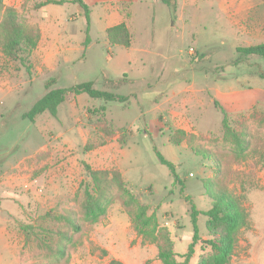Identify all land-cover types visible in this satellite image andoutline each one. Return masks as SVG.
I'll return each instance as SVG.
<instances>
[{"label":"rangeland","instance_id":"obj_1","mask_svg":"<svg viewBox=\"0 0 264 264\" xmlns=\"http://www.w3.org/2000/svg\"><path fill=\"white\" fill-rule=\"evenodd\" d=\"M40 1L21 0L11 6L35 24L31 12ZM174 1V7L162 0L134 1L131 49L109 46L95 22L89 24L85 60L75 65L78 80L94 81V88L102 90L100 69L124 64L123 74L133 79L116 90L127 96L124 101L69 93L56 116L45 111L33 121L22 118L53 74L34 76L29 89L23 64L1 52L0 83L17 86L0 92V178L19 161L27 167L22 171L26 178L12 189L13 199L2 195L9 188L0 186V222L8 221L11 213L17 215L11 234L18 247L16 258L13 248L0 242V264H108L111 259L162 264L157 244L137 233L134 210L145 206L154 234L166 233L173 251L182 254L193 235L185 196L196 209L208 210L206 180L224 182L249 213V224L240 230L228 264H264V56L236 50L264 42V2ZM4 3L10 5L9 0ZM51 9L72 35L85 36L82 20L67 21L71 4ZM55 86L73 85L63 78ZM214 101L234 128L252 135L251 150L242 161L231 158L230 143L223 139V114ZM87 145L96 146L85 149ZM156 152L175 165L182 184ZM213 158L219 159L223 172H217ZM85 165L117 170L126 188L122 192L111 185L112 201L95 223L86 222L80 208L88 179ZM67 212L79 231L47 216ZM207 219L202 213L197 216L202 240L209 238ZM62 231L70 241L60 238ZM61 246L63 254L58 252ZM208 252L198 242L189 264Z\"/></svg>","mask_w":264,"mask_h":264},{"label":"trees","instance_id":"obj_2","mask_svg":"<svg viewBox=\"0 0 264 264\" xmlns=\"http://www.w3.org/2000/svg\"><path fill=\"white\" fill-rule=\"evenodd\" d=\"M165 4L172 7L175 6V1L162 0ZM264 2V0H262ZM62 0H43L35 5V8L48 3L61 4ZM77 3L84 11L86 19V38L84 44L89 42V7L83 0H71ZM120 10L123 14V21L115 26L109 27L106 30V37L111 45H120L128 47L131 44L132 33L127 26V21L131 18L129 5L126 3L120 4ZM40 38L39 27L35 24H29L19 14V11L11 6L6 5L4 0H0V51L9 59H18L23 64L27 73H30L32 67L30 55L33 49L37 46ZM236 50L240 55H260L264 56V42L238 46ZM102 90L94 88V82L86 81L75 84L69 88L53 87L56 83L55 79H50L45 83L46 91L38 98L27 112L22 114V118H28L33 121L35 117L42 112H49L52 116L57 115L58 106L65 101L67 94L87 93L92 98H99L105 101L118 100L124 101L127 96L118 94L117 89L125 84L132 83L126 75L121 78H111L107 73H101ZM215 106L222 111V132L223 139L230 143L231 158L237 162L246 158L251 150V137L246 129L234 128L227 117L224 109L217 101H214ZM100 110H104L102 105ZM111 132H108L110 134ZM85 146V149L95 147ZM249 150V151H248ZM204 155H207L203 151ZM202 154V151L200 152ZM160 163L168 167L170 174L175 181L182 184L176 174L175 165L164 158V156L156 152ZM212 158V157H211ZM216 164L218 173L223 172L220 167L218 158H213ZM87 170V181L84 182L83 197L80 204L83 219L88 223L97 222L105 215L109 204L112 201L110 187L112 184L118 186L122 192H126V188L121 178V174L117 170L108 169H91L85 165ZM211 198V206L206 211H200L191 203L189 196H185V200L190 203V215L193 223V235L186 252L182 254L173 251V245L170 237L166 233L154 234V225L151 223L152 217L146 215L147 208L143 205H138L133 212L132 221L139 235H142L149 242L157 244V258L162 264H189V261L194 253V247L198 242H201L205 247L209 248V252L202 256L196 264H228L231 256L234 253L238 242V235L242 228L249 224V213L243 206L241 200L226 186L224 182L215 180H206L204 183ZM207 216L206 227L208 229V239L202 240L199 236L197 225V216L199 214ZM47 216L53 219L62 221L72 231L80 230V225L75 221L74 217L69 212L64 214L52 215L47 213ZM27 227H25L26 229ZM60 238L66 242L70 241V236L67 232L62 231L59 234ZM59 254H63V246L58 249ZM180 257L182 259H178ZM108 264H123L121 261L111 259Z\"/></svg>","mask_w":264,"mask_h":264},{"label":"crops","instance_id":"obj_3","mask_svg":"<svg viewBox=\"0 0 264 264\" xmlns=\"http://www.w3.org/2000/svg\"><path fill=\"white\" fill-rule=\"evenodd\" d=\"M21 0H9L10 5L16 6L20 3ZM61 4L48 3L43 6H40L36 9H33L31 12L32 18L31 22L35 23L40 30V38L37 46L33 49L30 55V61L32 67L30 69V73H27L29 77L27 81V85H29V89L32 87L33 77L39 75H47L53 74L52 77L48 78L44 81L45 83L50 79H55L56 83L60 82L61 79H69V83L75 84L81 83L78 80V75L75 71V65L77 63H83L85 60V53L89 44L91 42V38L89 36V42L84 44L85 36L81 33V36H74L70 32V28L65 25H60V16L57 12L53 11L51 8L53 6H63L64 4H71L72 10L68 14L67 21L72 20L74 24H76L79 20H82L84 24H86V19L84 16L83 9L77 4L71 2V0H62ZM89 7V17L90 22L94 21L96 28L102 33L103 38H105L107 44L109 46H120V45H111L109 44L106 37V30L109 27L115 26L121 23L124 19L123 14L120 10V4L126 3L129 5V10L131 11V18L127 21V26L130 28L131 19L133 17V9L132 5L135 0H83ZM154 2V0H152ZM90 24V23H89ZM90 29V26H89ZM86 30V28H85ZM131 30V28H130ZM81 31V30H80ZM132 33V30H131ZM89 35V31H88ZM134 38L132 33L131 44L128 47H123L126 49H131ZM151 44V42L149 43ZM111 52L110 54H112ZM1 55V51H0ZM126 56L129 57V53H126ZM124 64L119 67L118 65H111L108 69H100V79L101 73H107L111 78H121L125 71ZM68 72V73H67ZM122 73V75L120 74ZM68 74V75H67ZM68 76V78H67ZM91 81V80H89ZM8 83L7 81H5ZM86 82V81H85ZM94 82V81H92ZM0 83V92L3 91H13L17 85H14L13 88L10 86L4 87ZM55 83V85H56ZM102 84V79H101ZM53 87H60V86ZM72 87V86H71ZM69 88V87H63ZM68 96V94H67ZM67 96L66 99L67 100ZM59 107V106H58ZM58 114V109H57ZM30 157V156H29ZM20 162V161H19ZM19 162L13 168V170L7 173L5 176L0 178V186L1 188H9V190L3 189L5 193V197L9 199H13L14 193H12V189L16 187L19 181H22L26 178L25 173L22 171L26 169L27 166L20 165ZM24 186H27V183H24ZM1 199V198H0ZM17 215L10 214V219L8 221L0 222V242L4 247H8L15 251V255L17 258V241L16 237L12 238L11 229H16V218ZM13 219V220H12Z\"/></svg>","mask_w":264,"mask_h":264}]
</instances>
